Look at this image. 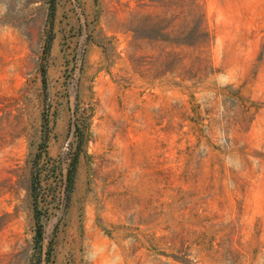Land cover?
Listing matches in <instances>:
<instances>
[{
    "label": "rangeland",
    "instance_id": "1",
    "mask_svg": "<svg viewBox=\"0 0 264 264\" xmlns=\"http://www.w3.org/2000/svg\"><path fill=\"white\" fill-rule=\"evenodd\" d=\"M0 264H264V0H0Z\"/></svg>",
    "mask_w": 264,
    "mask_h": 264
},
{
    "label": "trees",
    "instance_id": "2",
    "mask_svg": "<svg viewBox=\"0 0 264 264\" xmlns=\"http://www.w3.org/2000/svg\"><path fill=\"white\" fill-rule=\"evenodd\" d=\"M44 83L46 84V77L44 78Z\"/></svg>",
    "mask_w": 264,
    "mask_h": 264
}]
</instances>
